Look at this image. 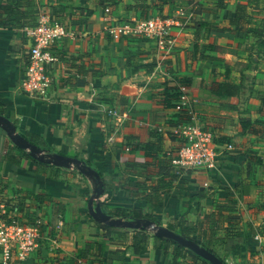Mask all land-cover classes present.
<instances>
[{
	"label": "crops",
	"instance_id": "0c3cea01",
	"mask_svg": "<svg viewBox=\"0 0 264 264\" xmlns=\"http://www.w3.org/2000/svg\"><path fill=\"white\" fill-rule=\"evenodd\" d=\"M224 2L117 0L104 8L98 0H0V218L42 219L58 239L10 264L202 263L157 236L155 225L236 264H264V43L248 31L264 25V0L247 6L248 30L231 24L248 0ZM151 15L171 19V42L107 29L116 19ZM44 17L62 22L67 35L51 46L58 57L46 66L52 86L37 97L21 84L31 43L24 29ZM181 85L213 133V169L172 163L181 147L172 130L189 119L179 106ZM89 168L101 171L102 194ZM91 203L113 223L95 219ZM219 206L232 223L222 238ZM137 208L159 223L128 226L133 220L123 212ZM2 257L0 249V264Z\"/></svg>",
	"mask_w": 264,
	"mask_h": 264
},
{
	"label": "built area",
	"instance_id": "2783aa9c",
	"mask_svg": "<svg viewBox=\"0 0 264 264\" xmlns=\"http://www.w3.org/2000/svg\"><path fill=\"white\" fill-rule=\"evenodd\" d=\"M171 19L161 15L146 18L131 17L113 20L107 27L115 36L141 37L163 45L171 42ZM31 40L26 53V68L22 88L37 97H46L52 86V77L47 64L58 60L51 46L67 35L65 25L49 17L42 18L38 25L24 29ZM179 106L188 112L190 121L181 123L172 132L181 140L178 154L172 158L175 166L192 170H210L217 162L218 152L213 133L203 127L194 110L188 87L180 86ZM58 239L45 228L42 219L34 223H20L0 218V249L3 251L2 264H10L12 258L26 261L44 243L57 245ZM227 264H236L230 259Z\"/></svg>",
	"mask_w": 264,
	"mask_h": 264
},
{
	"label": "trees",
	"instance_id": "16d2710c",
	"mask_svg": "<svg viewBox=\"0 0 264 264\" xmlns=\"http://www.w3.org/2000/svg\"><path fill=\"white\" fill-rule=\"evenodd\" d=\"M98 1H99V4H101L104 8H113L117 4V0H98ZM141 1H147V0H141ZM173 2H174V0H156V3L159 4V5L173 4ZM141 4L138 1L136 4L133 5V7L141 6ZM252 4H254V0H248V3L246 5L239 4L238 7H237V15L232 20L231 24L236 26V28H238V29L248 30L247 29V24L251 23V15L248 13L247 6H252ZM218 5H219V7H224V6H226V3L224 2V0H218ZM145 6L148 7L149 3L146 4ZM38 23H39V21L38 22L36 21L35 23H32L33 25H31V26L38 25ZM28 26H30V25H28ZM248 31H249V34H251V35L254 34V32L258 33V36L257 35L255 36L256 37L255 41L264 43V25L262 27H254V26L250 25V29ZM229 86H230L229 83H221L220 84L221 89L225 90V91H228L229 93L230 92L231 93H237L239 91V88H237V90H231L230 91V90H228ZM186 113H187V115L189 117V114H188L187 111H186ZM4 118L5 117L0 115V119L1 120H3ZM188 121H190V117H189ZM27 137H28V140L36 148H40V146L43 145V143H44V141L35 140L34 139L35 135H31V136L28 135ZM61 160H62L61 162H63V163L68 161L67 157H65L64 155H61ZM87 171L91 172L90 174L97 181L98 191H99L100 194H102L105 191V189H106V184L104 182V177H103L101 171L98 170V169H93V168H89V169H87ZM218 210H219V218L217 220V224L215 225V229H216L215 232H216V236L217 237L222 238V237H226L227 236L228 227L232 223H230V222L227 223L225 221V217H224V214L222 212V210H224V207L219 206ZM123 213H124L126 218L133 220V222H142L143 223V222H148L149 221V222L159 223V222L156 221V219L154 218V216L152 214H149V215L144 214L142 209H139V208L131 209L129 212H126V210H124ZM237 218L238 217L232 216V217H229L228 219L230 221L231 219L236 220ZM181 247H184V246H181ZM135 250L140 251L141 249H140V247L138 245H135ZM211 252H213V251L211 250ZM193 254H197V253L193 252ZM197 257L202 260L201 264H208L209 263L203 257H201L199 255H197ZM221 259H222L223 262H225L227 264L226 259L224 257H222Z\"/></svg>",
	"mask_w": 264,
	"mask_h": 264
},
{
	"label": "water",
	"instance_id": "95a60500",
	"mask_svg": "<svg viewBox=\"0 0 264 264\" xmlns=\"http://www.w3.org/2000/svg\"><path fill=\"white\" fill-rule=\"evenodd\" d=\"M14 141L19 144V145H24V137H22L21 135H14L13 136ZM98 194L99 191L97 189ZM90 211L92 213V215L95 217V219L103 221V222H107L112 224L113 222L110 221V216L108 214H106L101 205L99 203H97L96 207L93 206V204H90ZM128 226L130 227H136V228H140V227H148L150 225H152L151 222H127L126 223ZM155 234L159 237H168V238H172L174 240H176L177 242H179L181 245L188 247L189 249L193 250L194 252H196L198 255H200L201 257L205 258L206 260L210 261L212 264H226L225 262L222 261V259L216 255L215 253L211 252L210 250L202 247L199 243L191 240V239H187L185 237L180 236L179 234L175 233L174 231L170 230L168 227L166 226H161V225H155L154 226Z\"/></svg>",
	"mask_w": 264,
	"mask_h": 264
},
{
	"label": "rangeland",
	"instance_id": "374dc122",
	"mask_svg": "<svg viewBox=\"0 0 264 264\" xmlns=\"http://www.w3.org/2000/svg\"><path fill=\"white\" fill-rule=\"evenodd\" d=\"M195 257H197L198 254H193Z\"/></svg>",
	"mask_w": 264,
	"mask_h": 264
}]
</instances>
